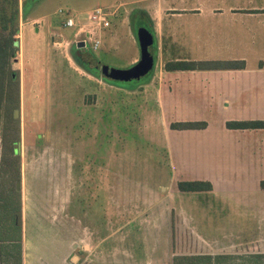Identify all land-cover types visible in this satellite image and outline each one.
Returning a JSON list of instances; mask_svg holds the SVG:
<instances>
[{
	"label": "rangeland",
	"instance_id": "rangeland-1",
	"mask_svg": "<svg viewBox=\"0 0 264 264\" xmlns=\"http://www.w3.org/2000/svg\"><path fill=\"white\" fill-rule=\"evenodd\" d=\"M263 4L264 0H19L18 50L12 65L21 86L19 113L14 116L21 126L22 230L1 232L7 239H0V264H21L19 248L22 264H173L180 254H224L232 257L221 264H264V251L250 250L251 242L264 250L261 230L189 232V220L170 215L171 199L189 197L172 185L171 153L179 164L189 163L178 158L175 139L156 127L188 119L189 109H155L143 98L146 81L167 69L173 53L189 57L198 51L189 44H211L206 27L175 30L187 20L189 25L215 21L206 13L200 22L191 9ZM3 5L0 25L14 10L0 0ZM96 7L114 10L116 16L100 32L99 49L80 48L74 40L78 27L63 25L66 12ZM173 7L189 11L182 18L172 14ZM168 23L175 28L168 30ZM140 27L152 34V72L140 80L105 77L103 65L129 68L138 62ZM175 38L180 43L171 46ZM107 138L113 141L114 154L109 174L104 158ZM107 200L113 202L112 217L106 211ZM233 249L237 250L228 251Z\"/></svg>",
	"mask_w": 264,
	"mask_h": 264
},
{
	"label": "crops",
	"instance_id": "crops-1",
	"mask_svg": "<svg viewBox=\"0 0 264 264\" xmlns=\"http://www.w3.org/2000/svg\"><path fill=\"white\" fill-rule=\"evenodd\" d=\"M172 9L175 10L172 14L182 18L189 11ZM191 12L200 22L206 13H210L215 21L213 24L189 25L187 20L186 24H179L176 28L168 23L166 28L183 29L186 33L191 28L206 27L211 31L208 35L211 44L199 40L202 43L189 44L193 46L189 48L198 50L196 55L182 57L173 53L170 60L244 61V66L165 69L154 72L145 83L143 98L151 101L153 108L189 109V118L182 121L206 123L203 128L178 129L172 128L169 121L165 126L161 122L156 127L171 141L175 139L178 158H185L189 163V166L183 161L179 164L173 158L175 153H171L174 189L179 190L180 181L200 180L212 185L210 190L180 191L189 193V197L171 199L170 215L175 214L177 219L180 215V219L189 220V232H243L245 229L252 232L255 228L264 232V224L260 227L256 223L264 222V187L261 185L264 181V127L227 126L229 121L264 120V4L260 7L193 8ZM234 29L240 30L231 33ZM58 35L70 43L64 35ZM199 35L196 34L195 38ZM179 38H175L171 46H177ZM180 141H183L181 146ZM105 142V170L109 174L113 173V141L107 138ZM111 207L113 202L107 200L109 215L113 213ZM253 243H250L251 251H264L259 248L261 244ZM256 246L258 248H254ZM66 262L72 264L68 260ZM23 264L28 262L24 260Z\"/></svg>",
	"mask_w": 264,
	"mask_h": 264
},
{
	"label": "trees",
	"instance_id": "trees-1",
	"mask_svg": "<svg viewBox=\"0 0 264 264\" xmlns=\"http://www.w3.org/2000/svg\"><path fill=\"white\" fill-rule=\"evenodd\" d=\"M14 6L8 19H3L0 25V239L7 238L1 232H21L22 230V198L21 189L17 187L21 179V126L20 119L14 116L15 109L20 107L21 86L20 76L12 65L18 50L19 30V0H5ZM4 3V2H3ZM5 10L0 7V13ZM244 61L228 62H199L177 60L167 64V69H194L207 67H243ZM204 121H180L171 123L172 128L188 129L203 128ZM228 127L234 128H262L264 120H238L227 122ZM18 145V150L16 149ZM264 187V181L261 182ZM181 191H202L212 189L209 182L200 180L180 181ZM18 243L21 237L18 236ZM21 247V244H20ZM22 264V252L19 248ZM232 256L219 254H180L173 257V264H221L223 259Z\"/></svg>",
	"mask_w": 264,
	"mask_h": 264
},
{
	"label": "built area",
	"instance_id": "built-area-1",
	"mask_svg": "<svg viewBox=\"0 0 264 264\" xmlns=\"http://www.w3.org/2000/svg\"><path fill=\"white\" fill-rule=\"evenodd\" d=\"M59 12L64 13L65 10L60 9ZM66 13L67 17L64 20V26L78 27L75 42L78 43L79 41H84V47H90L92 50H97L102 43L100 32L108 23L110 17L116 14V11H110L103 7H96L84 13ZM54 43L60 45L62 42L54 40Z\"/></svg>",
	"mask_w": 264,
	"mask_h": 264
},
{
	"label": "water",
	"instance_id": "water-1",
	"mask_svg": "<svg viewBox=\"0 0 264 264\" xmlns=\"http://www.w3.org/2000/svg\"><path fill=\"white\" fill-rule=\"evenodd\" d=\"M138 38L140 42L141 56L138 62L129 68H110L108 65L102 66V74L115 81L140 80L152 71L154 58L149 47L153 43L152 34L146 27L138 29ZM77 46H85L84 41H79ZM19 109H15L14 114L17 117ZM18 150V145H16ZM17 187L21 189V181H18Z\"/></svg>",
	"mask_w": 264,
	"mask_h": 264
},
{
	"label": "flooded vegetation",
	"instance_id": "flooded-vegetation-1",
	"mask_svg": "<svg viewBox=\"0 0 264 264\" xmlns=\"http://www.w3.org/2000/svg\"><path fill=\"white\" fill-rule=\"evenodd\" d=\"M149 49H150V47H149Z\"/></svg>",
	"mask_w": 264,
	"mask_h": 264
}]
</instances>
